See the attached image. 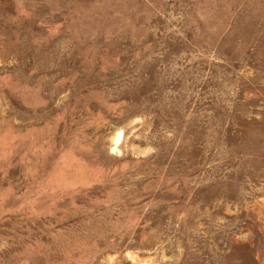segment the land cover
<instances>
[{
	"label": "rangeland",
	"instance_id": "1",
	"mask_svg": "<svg viewBox=\"0 0 264 264\" xmlns=\"http://www.w3.org/2000/svg\"><path fill=\"white\" fill-rule=\"evenodd\" d=\"M0 264H264V0H0Z\"/></svg>",
	"mask_w": 264,
	"mask_h": 264
}]
</instances>
